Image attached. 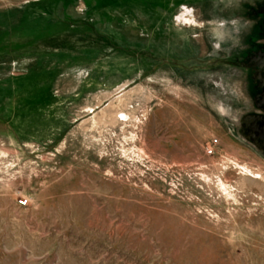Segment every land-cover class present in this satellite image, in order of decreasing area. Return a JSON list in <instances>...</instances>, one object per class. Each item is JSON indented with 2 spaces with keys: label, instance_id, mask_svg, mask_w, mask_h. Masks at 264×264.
Segmentation results:
<instances>
[{
  "label": "rangeland",
  "instance_id": "1",
  "mask_svg": "<svg viewBox=\"0 0 264 264\" xmlns=\"http://www.w3.org/2000/svg\"><path fill=\"white\" fill-rule=\"evenodd\" d=\"M0 264H264V0H0Z\"/></svg>",
  "mask_w": 264,
  "mask_h": 264
},
{
  "label": "built area",
  "instance_id": "2",
  "mask_svg": "<svg viewBox=\"0 0 264 264\" xmlns=\"http://www.w3.org/2000/svg\"><path fill=\"white\" fill-rule=\"evenodd\" d=\"M20 203H21V204H25L26 202H25V201H23V200H21V201H20Z\"/></svg>",
  "mask_w": 264,
  "mask_h": 264
}]
</instances>
